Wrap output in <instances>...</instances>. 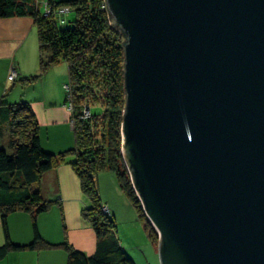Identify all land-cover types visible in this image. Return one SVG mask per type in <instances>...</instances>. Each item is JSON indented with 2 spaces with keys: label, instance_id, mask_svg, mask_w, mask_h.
I'll list each match as a JSON object with an SVG mask.
<instances>
[{
  "label": "water",
  "instance_id": "obj_1",
  "mask_svg": "<svg viewBox=\"0 0 264 264\" xmlns=\"http://www.w3.org/2000/svg\"><path fill=\"white\" fill-rule=\"evenodd\" d=\"M122 153L161 264H264V0H106Z\"/></svg>",
  "mask_w": 264,
  "mask_h": 264
},
{
  "label": "trees",
  "instance_id": "obj_2",
  "mask_svg": "<svg viewBox=\"0 0 264 264\" xmlns=\"http://www.w3.org/2000/svg\"><path fill=\"white\" fill-rule=\"evenodd\" d=\"M38 0H0V18L30 16L35 19L40 50V72L22 78L25 84L40 79L49 69L66 62L69 90L66 101L73 104L72 125L75 146L59 153L42 147L39 120L28 101L10 103L0 99V120L9 123L12 151L0 146V209L7 241L0 246V259L14 249L55 247L69 251L68 264H135L122 248L116 234L117 224L111 214L102 211L99 174L113 171L122 189L139 211L145 230L158 246L159 234L146 216L133 187L124 161L122 127L126 107L124 32L111 21L106 0H48L55 10L66 12L51 16L40 12ZM46 6V4H45ZM71 10L77 18L69 24L65 15ZM91 110L83 117L84 109ZM99 110L93 112L92 108ZM73 154L68 162L81 179L91 205L83 216L95 228L97 250L86 254L67 241H46L34 221L35 238L28 244H15L8 235L7 217L23 210L37 215L47 210L53 200H46L39 184L44 174Z\"/></svg>",
  "mask_w": 264,
  "mask_h": 264
},
{
  "label": "crops",
  "instance_id": "obj_3",
  "mask_svg": "<svg viewBox=\"0 0 264 264\" xmlns=\"http://www.w3.org/2000/svg\"><path fill=\"white\" fill-rule=\"evenodd\" d=\"M62 64L52 67L36 82L23 87L29 90L24 101L31 104L40 123L42 147L53 153L65 151L73 145L74 139L72 111L67 105L64 88L68 83L69 70L68 65L64 67ZM0 66V99L10 87V91L16 92H12L6 100L15 103L17 80L40 72L38 30L34 18H0ZM13 68H16L18 76L10 80ZM10 141L9 123L1 119L0 146L12 151ZM72 158L67 157L42 177L39 184L42 195L46 200H53L47 210L37 215L23 210L8 214V235L15 244H28L34 240L36 221L46 241L56 244L67 241L89 255L97 250V232L83 216V210L91 205V199L83 191L79 175L68 162ZM110 172L99 174L100 198L109 207L117 224L116 234L122 248L135 264H161L159 248L149 238L139 211L120 187L114 173ZM6 241L0 209V246ZM68 261L69 251L59 245L14 249L0 259V264H68Z\"/></svg>",
  "mask_w": 264,
  "mask_h": 264
},
{
  "label": "rangeland",
  "instance_id": "obj_4",
  "mask_svg": "<svg viewBox=\"0 0 264 264\" xmlns=\"http://www.w3.org/2000/svg\"><path fill=\"white\" fill-rule=\"evenodd\" d=\"M48 0H38V2H37V5H38V7H39V10H40V12L41 13H43L44 11H45V8H46V6H45V3L47 2ZM65 17H66V19L68 20V23L69 24H72L75 20H76V18H77V15H76V12L74 11V10H71L68 14H66L65 15ZM62 65H64V67H67V63L66 62H63V64ZM67 69V68H66ZM1 70H2V66H0V79L2 78V75H1ZM67 81H69V78L67 79ZM23 87H26V84L22 81V80H20V79H18L17 80V102H20V101H23V100H25L26 99V95L28 94V89L27 88H23ZM10 89V87L8 88V90ZM8 90L7 91H5V94H3V96H2V98H4L5 100H6V98H9L8 96L13 92H16V90H13V91H10L9 90V93H7L8 92ZM6 93H7V95H6ZM67 94V93H66ZM100 108H97V107H93L92 108V111L93 112H95V111H97V110H99ZM72 127V126H71ZM73 132H74V130H73ZM75 146V132H74V139H73V145L71 146V147H68V149L69 148H73ZM10 150V149H9ZM67 150V149H66ZM50 152V151H49ZM74 155L73 154H71L70 156H68V157H73ZM108 171V172H107ZM107 171H102V172H100V175H102V173H104V172H106V173H111L109 170H107ZM113 172V171H112ZM114 173V172H113ZM114 175H115V177L117 178V181L119 182V185H120V187H121V184H120V181H119V179H118V177L116 176V174L114 173ZM103 186H104V180H103ZM99 187H100V183H99ZM122 188V187H121ZM101 191H100V188H99V193H100ZM125 192V191H124ZM128 196V195H127ZM129 197V196H128ZM131 200V199H130Z\"/></svg>",
  "mask_w": 264,
  "mask_h": 264
},
{
  "label": "built area",
  "instance_id": "obj_5",
  "mask_svg": "<svg viewBox=\"0 0 264 264\" xmlns=\"http://www.w3.org/2000/svg\"><path fill=\"white\" fill-rule=\"evenodd\" d=\"M58 10H59V12H66V11L69 10V8L68 7H62L60 9H56L55 10V8L52 5H50L49 3H46V8H45V13L44 14L48 15V16H51L53 14L56 15L57 14L56 11H58ZM17 76H18V72H17L16 68H13L11 73L9 74V79L10 80H14ZM69 87H70L69 84H65L64 85L65 90H69ZM68 107H69L70 110H72L73 104L71 102L68 103ZM90 116H91V110H90V108L88 106H86V108L84 109L83 117L87 118V117H90ZM101 209H102V211L104 213L110 214V209H109V207L106 204H103Z\"/></svg>",
  "mask_w": 264,
  "mask_h": 264
}]
</instances>
